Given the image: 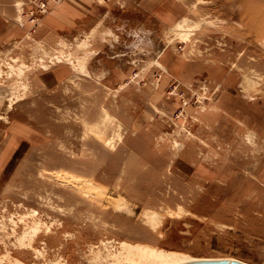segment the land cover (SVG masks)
<instances>
[{
  "label": "rangeland",
  "instance_id": "obj_1",
  "mask_svg": "<svg viewBox=\"0 0 264 264\" xmlns=\"http://www.w3.org/2000/svg\"><path fill=\"white\" fill-rule=\"evenodd\" d=\"M0 70V264H264V0H0Z\"/></svg>",
  "mask_w": 264,
  "mask_h": 264
},
{
  "label": "bare ground",
  "instance_id": "obj_2",
  "mask_svg": "<svg viewBox=\"0 0 264 264\" xmlns=\"http://www.w3.org/2000/svg\"><path fill=\"white\" fill-rule=\"evenodd\" d=\"M174 6H176V5H174ZM169 13H172V12L170 11ZM174 14L176 15L177 13L175 12ZM166 16H167V14H166ZM166 16H165V18H166ZM186 18L187 17L182 18V20H180V21H177L175 23V25L173 26V30L176 32V34H179L180 36H184V37H187V35L189 34L188 32H190L186 29V27H187L185 24ZM154 62L157 65H160L159 62H157V61H154ZM42 66H45V65H42ZM206 70L208 71V69H206ZM210 70H211V68H210ZM209 73L210 72H208V74ZM0 75H1V70H0ZM211 76H214V75L212 74ZM11 104H13L12 101H11L9 107H11ZM113 147H115V146H113ZM71 177H73V176H71ZM83 192H86V191H83ZM87 194H85V195H87ZM143 216H144L143 218H145V221L149 222L151 224V223H154V220L156 219L157 215H155L154 212H144ZM150 227H151V225H150ZM35 230H36V227L33 228L32 231H35ZM111 257L113 259L114 264H122V261H127L130 264H180L184 261L194 259L193 257L186 255L184 253H181V252L164 250L162 248L152 247L149 245H143V244H139V243L138 244H130V243L125 242V241H121L118 251L113 253L111 255Z\"/></svg>",
  "mask_w": 264,
  "mask_h": 264
},
{
  "label": "water",
  "instance_id": "obj_3",
  "mask_svg": "<svg viewBox=\"0 0 264 264\" xmlns=\"http://www.w3.org/2000/svg\"><path fill=\"white\" fill-rule=\"evenodd\" d=\"M180 264H249L233 258H216V259H192Z\"/></svg>",
  "mask_w": 264,
  "mask_h": 264
}]
</instances>
